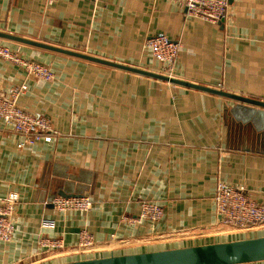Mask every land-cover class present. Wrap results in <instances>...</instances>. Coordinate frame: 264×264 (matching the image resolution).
Segmentation results:
<instances>
[{"label":"crops","instance_id":"1","mask_svg":"<svg viewBox=\"0 0 264 264\" xmlns=\"http://www.w3.org/2000/svg\"><path fill=\"white\" fill-rule=\"evenodd\" d=\"M0 32L163 75L146 41L165 35L180 43L172 77L264 102V0H229L216 23L175 0H0ZM0 43L54 73L35 78L0 57V93L25 84L18 104L53 129L51 140L19 147L23 136L0 120V197H19L0 264L264 235V226L231 231L214 202L225 182L264 203L263 106L7 37ZM64 194L87 195L92 207L58 211L50 201ZM142 201L159 204L162 216L135 221ZM81 229L95 240L84 252L76 251Z\"/></svg>","mask_w":264,"mask_h":264},{"label":"built area","instance_id":"2","mask_svg":"<svg viewBox=\"0 0 264 264\" xmlns=\"http://www.w3.org/2000/svg\"><path fill=\"white\" fill-rule=\"evenodd\" d=\"M184 9L187 15L198 17L209 22H220L228 15L229 0H175ZM147 48L152 56L162 64L167 76H172V70L177 58L180 43L165 35H154L147 39ZM0 57L21 66L28 75L35 78L51 81L54 73L51 68L41 62L22 57L18 51L0 43ZM26 89L25 84L13 85L5 94L0 93V120L11 126L23 139L18 146L33 144L37 140L49 141L53 129L50 120L44 116L34 115L18 104V97ZM19 201L18 194L9 192L0 197V240L8 241L14 231L13 214ZM214 202L218 215L223 224L231 231L245 230L264 226V203L252 200L242 187L218 182L214 193ZM58 211L80 210L87 211L93 201L87 195H57L50 201ZM162 207L151 201H142L140 212L135 221L148 219L158 220L162 216ZM44 226L53 227L54 222L43 219ZM78 245L76 251L84 252L94 246L92 233L81 229L77 233ZM43 246L54 249L62 248L59 239L41 238Z\"/></svg>","mask_w":264,"mask_h":264},{"label":"water","instance_id":"3","mask_svg":"<svg viewBox=\"0 0 264 264\" xmlns=\"http://www.w3.org/2000/svg\"><path fill=\"white\" fill-rule=\"evenodd\" d=\"M0 36L37 45L43 48L79 56L88 60L104 63L107 65L139 72L160 79L168 80L170 82L177 83L180 85L188 86L207 92H212L235 100L245 101L251 104L264 107L263 101L234 94L218 88H213L187 80H182L176 77L138 69L132 66H127L121 63L97 58L80 52L67 50L57 46L44 44L41 42L21 38L19 36L6 34L3 32H0ZM69 195L75 194H64V196ZM261 260H264V235L149 252L117 255L110 254L104 257L74 260L59 264H242Z\"/></svg>","mask_w":264,"mask_h":264}]
</instances>
